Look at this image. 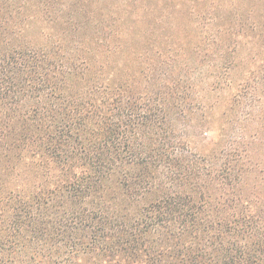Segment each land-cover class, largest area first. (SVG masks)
<instances>
[{
  "label": "trees",
  "instance_id": "obj_1",
  "mask_svg": "<svg viewBox=\"0 0 264 264\" xmlns=\"http://www.w3.org/2000/svg\"><path fill=\"white\" fill-rule=\"evenodd\" d=\"M126 1L0 0V264H264V104L195 151L210 94L130 62Z\"/></svg>",
  "mask_w": 264,
  "mask_h": 264
},
{
  "label": "rangeland",
  "instance_id": "obj_2",
  "mask_svg": "<svg viewBox=\"0 0 264 264\" xmlns=\"http://www.w3.org/2000/svg\"><path fill=\"white\" fill-rule=\"evenodd\" d=\"M255 1L257 6L251 0H127L119 5L103 4L107 10L145 12V31L135 47L144 48L143 54H128L130 62L150 67L153 74L169 71L177 77L189 73L195 91L210 94L206 95L208 113L176 124L178 133L197 152L206 151L217 141L223 127L227 140L235 134L236 122H229V117L236 95L246 98L245 103L253 104L256 111L264 104V0ZM111 15L113 23L115 15ZM129 17L124 16L123 21L131 24L127 33L132 41L141 31L133 28L134 19L131 22ZM44 24L38 20L30 32L37 35ZM237 45L238 50L233 51ZM228 58L234 63L230 69L224 67ZM255 114L263 115L262 109Z\"/></svg>",
  "mask_w": 264,
  "mask_h": 264
}]
</instances>
